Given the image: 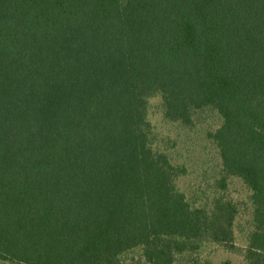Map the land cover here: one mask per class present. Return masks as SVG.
I'll list each match as a JSON object with an SVG mask.
<instances>
[{
    "label": "trees",
    "instance_id": "trees-1",
    "mask_svg": "<svg viewBox=\"0 0 264 264\" xmlns=\"http://www.w3.org/2000/svg\"><path fill=\"white\" fill-rule=\"evenodd\" d=\"M213 246L264 264V0H0V264Z\"/></svg>",
    "mask_w": 264,
    "mask_h": 264
},
{
    "label": "rangeland",
    "instance_id": "rangeland-1",
    "mask_svg": "<svg viewBox=\"0 0 264 264\" xmlns=\"http://www.w3.org/2000/svg\"><path fill=\"white\" fill-rule=\"evenodd\" d=\"M157 104L158 100H155L154 105ZM151 120L155 126V130H157L161 136L171 137L172 139L178 141L179 151L176 156L180 158L181 161L186 162L191 168H194L197 165V162L202 159V157H206L205 153L200 147L201 140L198 134L180 130L176 126L164 123L161 116L157 114L155 110L152 111ZM200 135L203 136V133ZM203 148L205 149V147ZM210 152H212V150H210ZM198 173L199 171L190 176L191 181H197ZM181 186L183 190H187L189 188L185 182H182ZM232 196L237 200L247 199V194L245 193L240 182H236L233 186ZM240 236L241 235H239V244L242 246L245 244V236L243 235L241 238ZM203 255L210 264H246L241 256L231 254L222 248L215 246L206 249Z\"/></svg>",
    "mask_w": 264,
    "mask_h": 264
}]
</instances>
